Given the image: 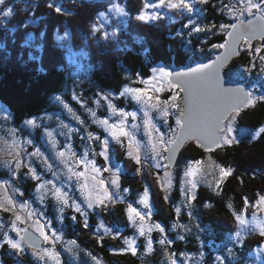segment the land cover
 Segmentation results:
<instances>
[{"label":"trees","instance_id":"1","mask_svg":"<svg viewBox=\"0 0 264 264\" xmlns=\"http://www.w3.org/2000/svg\"><path fill=\"white\" fill-rule=\"evenodd\" d=\"M99 1L33 0L34 5L30 6L29 11L17 6L14 2L18 14L9 15L7 19L9 22L13 21V24L9 23L8 26H13L18 31L10 30L5 33L4 38H0V103L12 113V123L19 125L27 119L47 113L62 115V109L59 102L55 101V96L62 94L65 85L73 83L75 78L72 74L73 70L69 66L72 59L66 54L63 55L59 49L60 45L56 43L54 36L57 28L62 30L63 34L67 33L66 39L72 40V45L77 48L78 53L80 51L79 59L83 61L82 64L84 63V73H87L84 76V85L89 86V81L93 79L102 89L121 92L123 87L130 82L126 76L127 72L149 77L152 74L151 69L157 64L192 65L214 57L221 49H214L212 45L220 44L227 38L226 31L221 30L219 26L236 21L226 13L225 3L228 0H212L206 2L207 4H200L204 16L200 19L202 30L195 31L194 40L197 42L196 44H201L202 48L194 45L190 51L178 35L179 28H186L184 27L185 19L181 18L182 15L176 11L167 10L166 16L159 20L147 23L138 21L135 17L142 9L132 0H123L125 2L123 5L129 12L123 21L116 19L112 20L110 24H102L101 27L97 25L100 31L93 32L92 19L97 15H92L90 12L95 7V3ZM107 1L109 0L104 2ZM139 2L145 3L143 0ZM50 4L53 7H49ZM102 4L107 5L106 3ZM55 6H60L66 10L64 12L70 13H57ZM39 18L43 24L41 27L28 23L30 19ZM0 19L3 20L4 17H0ZM86 21L91 22L89 27L85 25ZM116 22L122 24L121 28L118 27L120 31L118 28L113 30ZM45 28H50L47 34L35 36ZM117 31L118 34L113 36L112 33ZM104 32L108 33L106 39L103 37ZM30 35L32 38L29 37ZM0 37H3L1 32ZM192 40L191 38V42ZM30 53L34 59H29ZM260 62H258L256 54L247 56L244 53L225 69V73L228 76H236L235 78L243 77V79L254 83L259 78L257 71L262 73L258 68ZM254 63H257L256 66H253ZM261 81L264 83V77ZM93 95L96 96V94ZM66 97L72 105L79 109V105L74 103L70 95H66ZM83 120H85L83 123H88L89 130L91 128V131L99 132L98 123L93 124L88 121L85 113ZM236 127L241 132L247 131V134L239 136V142L236 144L223 146V151H221L222 149L209 151L192 141L184 148L178 161V165H180L187 161H199L211 155L219 165L232 170V174L224 178L220 191L199 187V195L194 199L196 204L201 207L198 213L199 220L204 226H207L208 234L205 237L207 245L202 249L207 253L211 252V247L214 244L222 245L233 242L235 232L239 230L233 213L237 214L246 208L249 209V202L256 203L258 198L264 195V132H261L257 137H251L249 134L250 131L264 128V101H257L254 106L242 110ZM27 132L28 130L24 131V135ZM36 133L38 136L36 138L40 139L43 130L36 129L35 135ZM82 133L84 134V130ZM85 140L89 141L87 136ZM92 149L93 151L89 153L92 155L99 156L102 151V147L99 145ZM120 163L123 168L122 187L130 190L131 202L135 199V194L143 192L146 187H149L156 218L165 224L176 220L178 213L174 211V201H176L177 195L170 199L164 194L157 171L150 166L149 175H142L139 164L133 158L125 155L124 149L118 147L113 165ZM245 199L248 200L247 207H245ZM127 204L129 203L117 201L108 211L106 208L101 209L103 215L110 222L116 224V227H119L121 231H127L119 234L120 236H126L124 234H129L131 231L126 211ZM182 214L181 222L191 225L187 215ZM68 227L84 232V236H81L84 246L87 248L84 252L82 251L84 256L90 250L104 258L107 263L118 261L119 264H140V259L135 257V254L123 250L124 241L119 236L117 238L115 235H105L106 240H103L105 246L102 247L100 239L86 227L70 223ZM188 227L189 231H186L184 246L183 243L180 245L176 243L173 247H176V252L189 250L197 257L205 256L206 253L204 254L197 245L195 228ZM170 237L174 238L175 236L170 235ZM263 243L264 236L259 233L253 232L245 235L241 244L238 245L240 248L238 257L252 254L254 249ZM109 246L121 250L113 253ZM162 250V247L156 246L153 256L156 263L162 264V260L158 261L159 256H163ZM224 255L228 261L231 260L232 256ZM64 259L66 264L69 260L67 261L66 257ZM84 259L86 260L85 257Z\"/></svg>","mask_w":264,"mask_h":264},{"label":"rangeland","instance_id":"2","mask_svg":"<svg viewBox=\"0 0 264 264\" xmlns=\"http://www.w3.org/2000/svg\"><path fill=\"white\" fill-rule=\"evenodd\" d=\"M18 1L20 3H25L24 0ZM113 1L115 3H112ZM132 1L136 2L137 5L141 7V9H143L144 3L141 4L139 2L141 0ZM143 1L145 2V0ZM209 1L212 0H206V2ZM148 2L151 3L154 2V0H148ZM206 2H198L196 4V13H198V15H193L192 19L194 23L179 32L180 39L183 43L189 44V49H192L194 45L196 47L202 48L201 44H196L197 42L194 40L195 31H193L192 29L194 27L202 28L200 19H202L204 16L203 9L200 8V4H207ZM4 3L5 0L3 4ZM104 3H106L107 5H104L100 2L95 3V7L91 9L90 13L92 15L95 14L98 16L92 19L93 25H95L96 27L97 25L101 27L102 24L112 23V20L120 19L119 21H123L126 18V15H121L118 14L115 10H110L112 9V5L117 3L120 4L121 7H124L122 0H109ZM3 4L0 5V9L3 7ZM225 5L227 6L226 13H228V15L232 18L234 17L230 14V9L238 13L239 9L241 8L239 0H228ZM17 6L21 7V4H18ZM106 7H109L110 9H106ZM4 9H7L6 5L4 6ZM163 10L166 9H161L160 11ZM147 11L151 12L153 11V9L149 8L147 9ZM99 12H105L106 18L100 17L98 15ZM126 12L128 15L129 12L127 10ZM181 18H184L186 23L189 19L187 15L181 16ZM118 22L115 23L113 30L122 25ZM6 24V22H2L0 23V26ZM85 25L89 27L91 25V22L86 21ZM120 28H118V31H120ZM118 31L116 32L117 34ZM191 38L193 39L192 42ZM67 41V39L64 40V42ZM249 45H251V47H249ZM257 47L261 48V51L259 53H254V49ZM244 53L247 56L256 54L258 56V62L261 61L258 64V68L260 70L261 68H264V60H261V57H264V40L256 39L248 43H245L243 41L242 52H239L237 55H235V60L239 59ZM256 64L257 63H254L253 66H256ZM160 67L166 68L171 71V65L160 64L155 66L154 68ZM84 72V68L76 65L72 73L74 75L75 81L71 84H66L64 92L55 96V101L59 102V106L62 109V115L58 113H47L39 116H34L30 119H34L36 121L35 126L27 125L25 123H21L19 125L12 123V113L2 103H0V172L6 174V177H0V181H10V186L5 185V188L0 189V203H4L5 208L8 209L4 210V208H0V224H3V228L0 229V241L3 240L4 232H7L13 239H19L16 232L11 228L12 222L15 220L16 215H20L22 218L23 222H16L17 227L21 229L32 228L33 230H35L36 221H38L40 224H44L47 221L50 225L49 227L45 228V232L50 237V239L47 242L43 239L45 246L41 250L25 245L23 252H17L16 250L11 249L7 243H3L2 245H0V264H56L53 259L43 255L44 249H49L50 251L54 250L56 253H58L59 264H65L64 257H66L67 261L69 260L68 264H119L118 261L107 263L104 258L97 256L90 250H88L84 256L83 252L87 249L84 246V240L81 239V236H84V232H79L77 228L73 227L70 229L68 225L69 223L71 225L79 224L85 227V216L80 215L79 212L75 211V209L71 207V200L69 201V206L61 205L53 195V185H55L56 187H62L64 185L69 186V188L71 189L69 192L70 197L72 199H75L77 203H80L81 207L84 208L87 212L88 226L86 227V229H88L92 233H95V235L100 239V246H105L103 242V240H106L105 235H115V237L117 238L119 236V238H122L124 241V251L126 250L132 252L131 247L136 248L135 257L140 259V264H161L156 263L153 259L157 245H159L160 248H163V256H159L160 258L158 260H162V264H172L173 260L176 261V264H216L215 257L217 255H222L225 257L224 264H264V243L261 246H257L252 254L238 257L240 255V248L238 245H240L241 243H235V236L232 243H224L222 245L214 244L211 247V252L209 253H207V251L205 252V250H202L207 245L205 238L206 234H208L207 226H204L201 220H199L198 213L201 210V207L196 204L194 200H191L189 202L188 197L191 195V193L188 192V189L190 188V185L187 183L188 178L184 175L187 167L194 164L196 161H187L173 168H156L154 167V161L152 160L153 153L151 152L150 146L141 147L140 149V173L142 175H149L150 166L155 171H157V173L158 171H161L162 176H159L160 184L162 183L163 185L165 181L170 182V187H163L162 190L164 194L167 195V197L170 199H172L174 195H177V199L176 201H174V211L177 212L176 209H180L176 220H171L169 224L160 222L156 218V212L154 210L151 199V192L149 187H147L149 191V204L152 208V216L150 219L146 218L145 223L147 225L160 223L161 226L165 229L163 233H161L158 229H153L148 235L142 236L139 233L138 227L134 226L130 221V228L132 232L130 231L129 234H124L126 236H120L119 234L125 233L127 231H121L119 227H116V224L114 225L107 219V217L103 215V210L101 209L105 207L97 206L92 209L87 208L86 204L83 203V197L81 196V193L77 187L78 182L76 178L73 177L71 181L68 180L67 168L65 167L64 163L61 162V158L57 156V152L65 151V158H68V152L65 148V145L68 144L71 145V150L76 153V157L69 159L68 163L71 164L76 171H85V175L88 177H91V175H93V173H91L90 171V166L89 170H85L83 163L79 165L75 163L76 159H83L85 154H87V158L89 160H95L97 167L101 169L100 173L97 175V178L103 179L105 181V187L108 188L110 194L113 192L118 193L120 197L119 199H116L114 197V202L106 201L107 211L108 209H111L117 201L131 203L133 207L141 209L145 212L147 211V209H143L142 204L137 203V201H139V199L142 197L144 191L135 194V199L131 202L132 198L130 197V190H128V188L122 187V164L120 163L119 165H113L114 156L116 155V153H118V147L124 149L125 155L132 158L128 155L129 149L127 138L121 137L120 142H117L104 131L103 127L100 124H98L100 128L99 132L91 131V128L89 130L88 123H83L85 121L83 120L84 113L86 114L88 121L93 124H97L96 121L99 119L107 118L109 120V123H113L119 119L118 116L112 115L110 113L108 109L109 102L115 105V107L118 109H124L130 112L136 111L137 119L135 123L140 126L139 131H137L136 133V139L139 140L143 145H147L148 137L144 134V117L143 111L141 110L143 106L137 104L129 95H120V93L123 92L125 87L141 89L147 88L150 95L159 96L162 105L165 101H167L168 104L175 103L180 109H183V98L182 92L174 93L172 90L167 89L160 93H153L150 88V84L156 82L152 80L153 73L149 77H143L140 74L127 72L126 76L128 77L130 82L123 87L121 92H116L113 89H102L96 81H93V79L89 81V86L84 85V76H86L87 74ZM140 77L148 80L149 83H140ZM255 85L256 84H253L252 87L254 88ZM257 87L258 86L256 85V89H254V92L255 94H258L257 96H259L264 92L261 89H257ZM93 94H96V96H94ZM174 94L177 96L176 101L171 100V97ZM66 95H70L74 103H77L79 105V109H77L70 103V101L66 99ZM57 96H59L60 100H63L64 103H66L73 110L71 113L64 107V104H62L60 100L56 99ZM105 97H107L108 99H105ZM93 112H95V116L92 115ZM73 113L75 115H73ZM175 114H178L176 108H171L167 117H163L162 113L158 110H150L149 112L153 123H155L160 129V133L167 134L169 137H171V129L175 128L176 131L178 130L175 125ZM3 117H7V119L5 120ZM76 117H79V119H76ZM165 120L167 121V126L165 125ZM237 121L238 117L236 119V122ZM236 122L234 125L236 129L234 135L238 139L241 134H247V131H239V129L236 127ZM131 123H133V121L132 118L129 117L128 124L130 125ZM12 129H15L14 133ZM36 129L43 130L40 139L36 138L38 137L37 133L35 135ZM69 129H74V131L70 132ZM26 130H28V132L26 135H24L23 132H26ZM82 130H84V134L82 133ZM100 131H102V133H100ZM89 132L93 133L92 138H88ZM160 133H154V136L158 137ZM260 133V129L249 132L251 137H257ZM86 136L89 141L85 140ZM97 136L100 138L99 140L95 139V137ZM105 139H107L109 142V159L107 161H105L104 157L100 155L98 156L95 154H89L91 151H93L92 147L97 145L102 147L101 141ZM53 141H55L56 143L55 148H53ZM192 141L194 140L189 141L188 144H190ZM234 144H236V142L232 143L231 145L224 146H232ZM36 148L40 149L42 155H27V153H34ZM222 148L224 149L223 146L216 147L213 150L220 151ZM223 149L221 151H223ZM18 153L19 156L17 155ZM135 154V151H133V156ZM161 155L166 157V152L162 151ZM146 156L148 157V159H145ZM16 159H21L24 165L30 164L31 167L36 170L37 175L40 176V180L33 178L27 166H23L18 170V174L13 176L12 173L17 172V169L15 168ZM45 160H47V164L44 162ZM199 161L201 162L200 168L202 169L204 175L201 179L198 180L197 188L208 187L212 191H220L224 180L219 184L218 187L216 185V181L220 178L219 167L223 166L219 165V163H217L211 155H208L205 159ZM159 162L161 163V165L168 164L166 159H162ZM48 164L52 165L51 170L48 169ZM104 168H110L111 171H103ZM117 176L119 188H114L111 185L110 181L117 178ZM45 180L52 181V184H47L43 189H39L38 191L39 185ZM82 182L83 180L79 181V183ZM88 182L91 187L93 181H91V179L89 178ZM13 189H18V191L14 192ZM65 190H68V188H65ZM6 196L13 198V200L16 202L15 207L7 205L5 199ZM41 196H43L44 198L43 202L40 201ZM25 201L28 202V208L21 209L20 204ZM61 207H63L64 209L63 212L60 211ZM31 211H35L36 215L28 218V213ZM254 212L256 213V216L260 221H264V211H260L258 207L255 206V203L249 202V209L246 208L242 212L237 214H243L245 216V219L251 222L252 213ZM92 213L94 214L93 216ZM182 213L187 215L191 225H187L181 222V216L183 215ZM189 213L192 214L191 217L189 216ZM73 217H75V219H72ZM67 222L69 223L67 224ZM197 225H199L200 227H197ZM188 226L195 228V237H197L198 239L197 245L201 248V251L204 254L206 253L205 256L197 257L193 252H190L189 250L176 252V247H173L176 243H179L178 245L183 243L184 246V244L186 243L185 234L189 228ZM253 227H255V225H253ZM106 229H108L109 231H106ZM53 231H55L57 236L60 237L59 239H54L52 237ZM253 232L260 234L259 228H256L255 231H242V236L244 238L245 235ZM170 235H173L175 237H170ZM149 238H151L153 242L150 249L147 244V240ZM161 239L165 240L164 244H161L159 242ZM126 240H131L133 242L132 245L126 243ZM72 241H74L75 243H70ZM109 248L113 253L119 252L121 250L111 246H109ZM228 248H232L233 252L235 253V256H232L230 261H228V258H226V256L224 255H227ZM258 249H260V251H258ZM84 257L86 258V260L84 259Z\"/></svg>","mask_w":264,"mask_h":264},{"label":"snow or ice","instance_id":"3","mask_svg":"<svg viewBox=\"0 0 264 264\" xmlns=\"http://www.w3.org/2000/svg\"><path fill=\"white\" fill-rule=\"evenodd\" d=\"M4 0H0V5H2ZM198 2H206V0H154V2L149 3L148 0H145L143 4V9L140 10L136 19L142 22L155 21L162 18L161 9L175 10L180 15H187L189 17L187 23L184 27H188L194 23L192 17L196 13V4ZM241 8L239 12L232 11L230 9V14L235 18L236 22L231 24H221L219 27L221 30L226 31L228 39H225L224 42L220 44H214L212 47L214 49H224L223 53H220L215 57V59L207 63H198L195 66H189L186 70L183 71H170L166 68H152L153 73L152 80L156 81L150 84L151 91L153 93H160L162 91L172 90L175 92L184 93V108L180 109L175 103L168 104L167 101L162 105L159 99V96H153L149 94L147 88H133L125 87L123 92L120 95H129L132 100L137 104L143 106L141 109L143 111V129L144 134L148 137L147 145H143L139 140L136 139V133L139 131L140 126L135 123L137 119L136 111H126L124 109H118L111 102L108 103V109L112 115L118 116L119 119L113 123H109L107 118L99 119L96 122L100 124L104 131L108 133L112 139L120 142V138L124 137L128 140V155L131 156L137 164L141 163L140 149L141 147L150 146L151 152L153 153L152 160L154 161V167L156 168H167L175 157L177 150L183 144L185 140L194 139L197 141L198 145L205 147L207 150H211L213 147H221L224 145H231L234 142H239L237 137L234 135L236 131L234 125L237 117H239L241 110L248 107L254 106L257 100L264 101V93L259 96L253 94L252 89H247L244 86L236 87H224V82L222 80L221 73L226 66L229 57L235 53L236 45L240 41L248 43L250 40L259 37L261 40H264V0H239ZM53 7V5H48ZM153 9L149 12L147 9ZM115 10L118 14L127 15L126 9L121 7L120 4H113L112 9ZM255 10V11H254ZM55 11L57 13L64 12L66 10L62 9L60 6H55ZM12 12L11 8L3 9V15L5 17L9 16ZM100 17L106 18L105 12H99ZM250 17V18H248ZM231 29V30H229ZM16 29H13L15 31ZM193 31H201L200 27H194ZM100 29L95 25L93 26V32H99ZM113 36H116L117 33L113 32ZM103 37L106 39L108 33L104 32ZM27 43V41H26ZM251 47V45H249ZM261 48L257 47L254 49V53H259ZM29 59H34L31 53L29 54ZM261 60H264V57H261ZM261 71H264V68H261ZM140 83L148 84L149 81L140 77ZM57 100H60V97H56ZM105 99H108L105 97ZM172 101L177 100V96L174 94L171 97ZM64 107L71 113L73 110L64 103L63 100H60ZM171 108H176L177 113L175 114V125L179 128V132L175 128L171 129V137L167 134L160 133V129L157 127L151 116L149 115L150 110H158L162 113L163 117L169 115ZM73 115H75L73 113ZM95 116V112L92 113ZM131 117L133 123L128 124V118ZM5 120L7 117H3ZM79 119V117H76ZM27 125L35 126L36 121L34 119H27L24 121ZM165 125L167 126V121L165 120ZM67 127V126H66ZM13 133L15 129H12ZM69 131H74V129H69ZM260 132H264V128L260 129ZM154 133H160L157 136H154ZM93 133H88V138H92ZM95 139L99 140L97 136ZM30 142V141H29ZM53 143V148L56 147L55 141ZM108 140L105 139L101 141L102 151L99 153L100 156L104 157L105 161L109 159L108 156ZM65 148L68 152V158L66 157L65 151L57 152V156L61 158V162L64 163L67 168L68 180L71 181L73 177L76 178L78 184L77 187L83 197V203L86 204L88 209H92L97 206L107 207L106 201H113L114 197L119 199V195L116 192L109 193L108 188L105 187V181L103 179H98L97 175L100 173L101 169L97 167L95 160H89L87 154L83 159H76L75 163L77 165L83 163L85 170H89L93 173L91 177L85 175V171H76L75 168L68 163V160L76 157V153L71 150V145H65ZM133 151L135 155L133 156ZM167 152L168 155L162 156L161 152ZM19 156V153L17 154ZM27 155H42L39 148H36L34 153H27ZM145 159H148L146 156ZM162 159H166L168 164L161 165L159 162ZM47 164V160L44 161ZM200 161H196L194 164L189 165L184 173L185 177L188 178L187 183L190 185L188 192L191 195L188 197L189 202L195 199V189L197 188L198 180L203 177V171L200 168ZM23 166L29 168V172L34 179L40 180V176L37 175L36 170L31 167V165H24L21 159L15 160V168L17 172H13L12 175L15 176L18 174V170ZM10 167V165H9ZM219 167V166H217ZM52 165L48 164V169L51 170ZM103 171H111L110 168H104ZM220 178L216 181L217 187L224 180V178L232 174L230 168L219 167ZM55 175V173H54ZM167 175V174H166ZM89 178L93 181L91 187L89 185ZM83 180L82 183L79 181ZM111 185L114 188H119L118 176L115 179L110 181ZM52 184V181L45 180L43 181L38 188L43 189L45 185ZM5 185L10 186L9 180L0 181V189L5 188ZM162 187H170V182L165 181ZM68 188V190H65ZM53 195L63 206H69V201L71 200V207L75 211L79 212L80 215L85 216L84 226L87 227V212L84 208L81 207L80 203H77L75 199H72L69 195L70 188L68 185L62 187H56L53 185ZM6 191V189H5ZM14 192L18 189H13ZM127 191V190H125ZM22 195V193H21ZM6 203L11 207L16 206V202L12 197L6 196ZM43 196L40 197V201L43 202ZM167 199V197H165ZM137 203L143 205V211L136 207H133L131 203L127 206V215L129 221L139 229L140 235H148L153 229H158L161 233L165 231L164 227L160 223H155L152 225H147L145 223L146 218L150 219L152 216V208L149 204V191L146 187L142 197L137 201ZM248 205V200L245 199V207ZM255 206L258 207L260 211H264V195H261L255 203ZM0 208L8 210L5 208L4 203H0ZM21 209L28 208V202L25 201L20 204ZM63 207L60 211L63 212ZM177 213L180 212V209H176ZM36 215L35 211L28 213V218ZM191 213L189 216L191 217ZM235 220L238 224V229L235 232V243L240 244L243 240L242 231L252 230L255 231L256 228H259L261 236H264V221H260L256 216V213H252L251 222L245 219L243 214L233 213ZM72 219H75L73 217ZM23 222L20 215L15 216V220L12 222L11 228L14 230L19 237V239H13L7 232L3 234V240L0 241V245L7 243L11 249L16 250L17 252H23L24 246L35 247L38 245V241L35 236L28 229H21L17 227L16 222ZM255 225V227H253ZM49 222L40 224L38 221L35 222V231L43 237L44 241H49L50 237L46 234L45 228L49 227ZM197 227H200L197 225ZM3 228V224H0V229ZM106 231H109L106 229ZM52 237L54 239H59L56 232H52ZM126 243L132 245L131 240H126ZM161 244L165 243L164 239L159 241ZM70 243H75L74 241ZM152 239L147 240L149 249L152 246ZM133 254L136 253V248L131 247ZM260 251V249H258ZM43 255L48 256L53 259L56 264H59V254L54 250L50 251L49 249L43 250ZM228 256H235L232 248L227 249ZM43 258V257H41ZM225 257L222 255H217L215 257L216 264H224ZM172 264H176V261L173 260Z\"/></svg>","mask_w":264,"mask_h":264},{"label":"water","instance_id":"4","mask_svg":"<svg viewBox=\"0 0 264 264\" xmlns=\"http://www.w3.org/2000/svg\"><path fill=\"white\" fill-rule=\"evenodd\" d=\"M259 37H256V38H254V39H252V40H250V41H254V40H256V39H258ZM241 42L242 41H240L237 45H236V50H235V53L234 54H232L230 57H229V60H228V62H227V64L226 65H228L232 60H233V58L235 57V55H237L238 53H239V50H240V44H241ZM225 50H223L221 53H223ZM220 54V53H219ZM218 54V55H219ZM211 60H213V59H211ZM211 60H209V61H211ZM209 61H207V62H209ZM207 62H205V63H207ZM188 67H178V68H174L172 71L173 72H175V71H183V70H186ZM221 76H222V80H223V82H224V87H236V86H244L245 88H247V89H250L249 88V86H247V85H245L244 83H242V82H240V81H238V80H233V79H231V78H227L226 76H225V73H224V69H223V71H222V73H221ZM183 101H184V93H183ZM178 132H179V130H178ZM191 140H194V139H188V140H185L184 142H183V144L180 146V148L177 150V153H176V155H175V157L173 158V162H172V164L169 166V167H175V165L178 163V160H179V158H180V155H181V152L183 151V149H184V147H185V145L189 142V141H191ZM196 141V140H195ZM197 142V141H196ZM203 147V146H202ZM204 149H206L205 147H203ZM214 148H216V147H213L212 149H214ZM168 155V153L166 152V156ZM168 162V161H167ZM160 173V175H162V172L160 171L159 172ZM198 194H199V192H198V190L197 189H195V198L198 196ZM30 232H32V234L35 236V238H36V240L38 241V245L37 246H35V247H33V248H36V249H43L44 248V241H43V238L35 231V230H33L32 228H27Z\"/></svg>","mask_w":264,"mask_h":264},{"label":"bare ground","instance_id":"5","mask_svg":"<svg viewBox=\"0 0 264 264\" xmlns=\"http://www.w3.org/2000/svg\"><path fill=\"white\" fill-rule=\"evenodd\" d=\"M249 107V106H248ZM247 108V107H246Z\"/></svg>","mask_w":264,"mask_h":264}]
</instances>
